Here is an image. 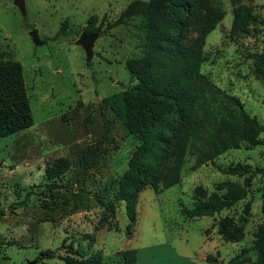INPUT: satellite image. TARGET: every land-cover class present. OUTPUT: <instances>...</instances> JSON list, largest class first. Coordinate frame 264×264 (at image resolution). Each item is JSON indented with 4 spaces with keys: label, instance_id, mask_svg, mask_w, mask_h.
Here are the masks:
<instances>
[{
    "label": "rangeland",
    "instance_id": "obj_1",
    "mask_svg": "<svg viewBox=\"0 0 264 264\" xmlns=\"http://www.w3.org/2000/svg\"><path fill=\"white\" fill-rule=\"evenodd\" d=\"M131 1L25 0L23 14L13 0H0V58L21 61L33 115L31 125L0 137V264H68L62 256L75 255V250H101L110 264L118 249L172 241L181 229H189L191 238L199 228L206 233L214 229L223 239L214 225L223 215L243 222L244 236L236 242L223 239L221 255L230 257L252 242L262 219L264 169L251 178L247 195L229 208L187 218L180 207L192 205L198 184L211 191L219 180L243 182L244 175L224 173L217 165L264 166V142H242L193 170L194 154L188 152L177 183L162 187L160 172L142 186L130 224L125 201L115 197L119 177L139 143L104 100L136 81L125 64L141 53L140 17L115 23ZM240 3L256 19L247 32L236 34ZM66 18L80 31L52 38ZM263 20L264 0H197L181 40L201 46L202 74L237 95L264 124V63L258 67L255 57H264ZM34 27L44 43L33 42L29 30ZM82 30L98 32L90 64L76 43ZM183 136V131L174 135L163 167L173 163ZM259 136L264 140V130ZM59 156L70 164L48 179L44 169ZM147 192L153 197L148 199ZM46 249L52 257L41 254ZM254 257L249 251V264ZM161 258L156 253L152 263H164Z\"/></svg>",
    "mask_w": 264,
    "mask_h": 264
},
{
    "label": "trees",
    "instance_id": "obj_2",
    "mask_svg": "<svg viewBox=\"0 0 264 264\" xmlns=\"http://www.w3.org/2000/svg\"><path fill=\"white\" fill-rule=\"evenodd\" d=\"M196 2L132 0L115 20V23H119L139 16L143 31L141 53L129 57L125 64L136 81L104 99L128 132L139 139L128 160V166L119 177L115 193L117 199L125 201L129 224L135 219L136 199L142 186L160 172L162 187L177 183L188 152L194 154V162L190 165L193 170L203 163L213 161L216 155L226 149L238 147L242 142L248 146L264 142L259 136L264 130V124L256 115L248 112L237 95L227 92L202 74L201 46H186L182 43L188 16ZM255 19L249 6L238 4L235 7L234 32H247L248 25ZM79 31V27L66 18L51 37ZM255 57L260 67L264 57L257 54ZM86 61L87 64L91 63V60ZM32 123L23 65L18 59L0 58V137ZM179 131H183L184 136L177 144L174 161L163 167L167 149ZM69 164L68 158L59 156L45 167L46 177H58ZM217 167L224 173L244 175L243 182L229 178L219 180L211 191H207L201 184L196 185L192 205L182 204L180 207L185 217L213 215L229 208L247 195L251 178L257 170L264 169V166L253 169L248 164L240 163ZM261 211L262 219L253 233L251 244L241 247L224 264H249L247 256L251 250L255 252L251 262L264 264V180ZM214 225H217V232L226 241L236 242L244 236V223L236 222L230 215L219 217ZM2 243L0 234V251ZM72 253L75 255L62 256L68 264L106 263L101 250L87 253L75 250ZM41 254L52 257L53 251L46 249ZM136 258L135 247L118 249L111 255L110 264H135ZM206 258L213 264H220L216 256L207 254Z\"/></svg>",
    "mask_w": 264,
    "mask_h": 264
},
{
    "label": "crops",
    "instance_id": "obj_3",
    "mask_svg": "<svg viewBox=\"0 0 264 264\" xmlns=\"http://www.w3.org/2000/svg\"><path fill=\"white\" fill-rule=\"evenodd\" d=\"M145 196L150 199L153 195L149 192ZM145 213H148L147 205ZM207 227V226H205ZM196 231V236H189V229H182L175 233L172 241L161 240L157 243H147L137 248V258L135 264H153L156 253L161 256L159 264H213L206 256L211 254L216 256L220 264H224L230 257L221 255V247L224 240L215 234L214 229L206 233L202 228ZM164 245H167L164 246ZM164 246V247H161ZM241 264H247L241 263Z\"/></svg>",
    "mask_w": 264,
    "mask_h": 264
},
{
    "label": "water",
    "instance_id": "obj_4",
    "mask_svg": "<svg viewBox=\"0 0 264 264\" xmlns=\"http://www.w3.org/2000/svg\"><path fill=\"white\" fill-rule=\"evenodd\" d=\"M14 4L19 7L20 11L25 14L26 8H25V0H13ZM29 34L35 44H42L44 43V39H42L39 36L38 29L32 28L29 30ZM98 36V32H87L85 30H82L79 34V37L76 39V43L82 45L84 48L86 58L87 60L91 59L93 55V44Z\"/></svg>",
    "mask_w": 264,
    "mask_h": 264
}]
</instances>
